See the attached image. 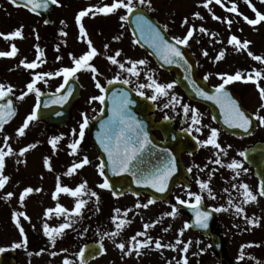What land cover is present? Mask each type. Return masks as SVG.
I'll use <instances>...</instances> for the list:
<instances>
[{"label":"rangeland","instance_id":"374dc122","mask_svg":"<svg viewBox=\"0 0 264 264\" xmlns=\"http://www.w3.org/2000/svg\"><path fill=\"white\" fill-rule=\"evenodd\" d=\"M112 2L113 0H57V4H54L53 12L50 15L51 24H45L42 17L29 11H21L8 0H0V33L8 34L22 27L23 34L22 39L5 40L0 37V51H10L12 44H15L16 47L18 46L19 50L14 57H0V84L5 85V89H7V86H12V93L20 96L27 91L26 85L31 82L36 73H55L63 67H73L72 57L78 58V44L91 38L100 39H97L99 41L97 44L99 45V57L97 56L94 60L95 67L100 73L96 77L99 82H104V78L110 76V73L121 74L120 77L130 79V84L136 89L137 84L149 83L145 75L148 73L153 75V78L161 84L173 83L172 76L152 64L144 49L139 47L127 33L125 20L120 19L122 15L127 13L124 9L119 10L116 14L107 16L96 14L93 17L89 14V16L84 17L82 23L89 35L87 38H81L79 25H77L75 20L76 15L79 13L76 12L77 9L82 11L89 7H103L104 5H110ZM133 2L137 3L138 0H133ZM204 2L205 0H151L150 6L144 5V7L156 17L174 41L175 38H183L190 26L197 29L189 41V45L183 46L194 57L198 58L197 64L202 66L200 72L207 76L211 82H218L221 80L219 70L222 68L252 66V63L247 65L249 60L246 57L243 60L237 57H234L233 60H227L228 55H225V59L216 61L215 57L220 51L225 53L238 52L245 55L248 51L264 54V21L255 26L247 24L243 16L255 19V13L244 0H221L224 6L218 5L219 8L215 9L216 6L210 4L209 8L211 11L202 6ZM250 2L259 12L264 14V3H261V0H250ZM232 3L237 5L238 13L243 15L227 11V8L231 7ZM197 12L204 17L203 20L194 17L193 14ZM213 15L221 17V20L213 19ZM185 18H188V24H183ZM96 20H103L105 26L104 33L99 35L98 32V37L92 31V29H95L93 23ZM228 20L232 21L231 26L228 25ZM201 26L207 29V34L198 31ZM61 33H67V35H62ZM232 35H235L241 42L249 41L248 49L238 51L235 46L229 45L228 40ZM116 37L118 39H115ZM106 44L108 45L107 49L104 47ZM37 45L44 53L40 61H36ZM57 46H59L58 51L56 50ZM117 50L121 52L117 59L122 63L128 60L136 61L141 59L148 62L146 65L138 66L140 70L139 77H133L128 72L121 70L118 65L111 64L107 57L114 55ZM205 50L208 52V56L203 55ZM67 51H72L70 57L67 55ZM57 56L61 57V59L57 60ZM23 59H26V62L36 61L39 66L31 70L25 69L20 65V61ZM235 59L239 60L237 65L228 63V61H234ZM205 61H210L215 65L210 69H205L203 65ZM130 66V64H125L126 68ZM254 67L258 68L259 64H255ZM83 74L85 73L77 72L75 78L81 79ZM62 80L63 76L44 77V79L37 82L36 87L40 90L53 91ZM45 81L47 82L45 83ZM259 83L264 84V77L259 80ZM143 91L149 95L153 94V90L149 88H145ZM97 94L98 91L92 87L90 82L83 84L81 100L78 105L84 108L90 116L94 101L89 103V100ZM171 95L182 98L181 93L175 86L169 90V96L163 97V99L170 100ZM34 102V92L29 93L23 100H20L16 116L4 125L3 130L0 131V147H4V136H8L10 138L8 144L15 153V155L6 157V167L3 174L9 177V182L0 190V199L4 201L0 210L5 208L7 204L9 207L14 208L15 212H24L30 218V220L19 218L25 229V235L28 236V233L43 235L44 223H48L51 227H58L61 223H64L65 217L57 218L55 213L51 214V218L45 216V211L49 208L55 209L57 203L69 210L74 208L75 198L71 196L61 193L57 199H53L57 177H59L61 185L72 188L87 181V189L95 191L99 201L97 203L96 197L90 198L87 194L83 195L81 199L88 201V203L82 210V215L73 218L75 222L72 227L82 228L83 230L90 228L93 230L94 225L92 226L91 220H87L86 217L90 213L93 214V209L97 212L100 223L97 227L96 238L103 245L105 254L102 255V259L96 264H169V262L177 264V261L184 256L187 257L189 264H221L214 253L210 251V245L206 238L198 233L187 232H184L183 236H179V230L183 228L182 218H179L178 221L159 218L160 213L163 211L160 203L154 202L146 209L142 206L136 207L137 204L143 205L147 203L148 198L144 195L133 194L113 197L108 193L107 189L98 187L103 182V177L99 175L97 158L93 147L85 146L82 143L76 156L70 155V149L67 147L69 143L76 139L72 134V130L76 129V131H79V125L82 123V118L79 115L80 109L72 111L70 120L62 128L49 127L42 122L32 121L29 128L26 129L25 135L19 137L17 130L32 112ZM60 135H63V139L59 141L58 147L54 152L48 141L51 137ZM33 143L37 145L36 148L30 149L24 156H19L20 149ZM84 156H87L91 163L71 176L66 175L65 173L72 163L79 162ZM46 157L50 158L51 171L45 166L44 160ZM27 187L40 189V191H34L28 195L22 207L19 202V196ZM10 190H12L14 195L7 202L8 200L3 199V197ZM115 208H120L121 214H116L114 212ZM129 209L131 211H128L125 217L123 213ZM104 213H106L105 216ZM117 215L118 219L116 222H119L120 219H125L130 221V223H127L116 237L104 235L105 233L116 231L112 218ZM90 216L93 215L90 214ZM255 219L258 221V225H255L258 231L240 236L238 244L240 246L251 244L252 249H258L249 253V256L255 258L251 259L249 264H257V261L259 264H264V216L262 215ZM154 222H156L155 226L149 227L148 229L151 230L148 232L150 234H160L158 239L161 240L162 244H175L177 238L184 243L191 241L189 251L187 253L180 251L183 244L178 245L175 251L171 248H162V251H160L162 255L159 258L158 255L153 256L154 253L150 249L145 250L142 248L139 250L142 256L136 257L134 243L130 242V238L136 235L137 232L144 231V224L151 225ZM166 223L169 224V227ZM164 228H169V231L165 232ZM92 232L86 233V237L95 236ZM150 237L152 238L151 235ZM139 238L144 237H138L137 239ZM22 240L23 237L16 227L13 217L11 219L0 218V247L20 243ZM119 243H125L126 248L124 251L116 247ZM235 247H233L231 252H226V255L233 264H245L244 262L248 261V259L238 258V249H235ZM226 250H228V247ZM125 252H130V254L125 255ZM136 259L137 262L135 261Z\"/></svg>","mask_w":264,"mask_h":264},{"label":"snow or ice","instance_id":"6c2138e0","mask_svg":"<svg viewBox=\"0 0 264 264\" xmlns=\"http://www.w3.org/2000/svg\"><path fill=\"white\" fill-rule=\"evenodd\" d=\"M11 2L16 5L17 7H26L29 9V11L36 12L37 8H47L49 2L51 4H57V0H44L43 3H40L39 0H22V3L20 0H11ZM151 0H138L137 3H134L133 0H113V2L110 5H104L103 7H89L82 11H80L76 17V23L79 25V33L81 38H87L88 33L87 30L82 23V19L86 16H89L91 14L93 17H95L96 14H102V15H110V14H116L119 10L124 9L126 10L128 15H122L120 17L121 20H127L129 15H131L133 12H136L137 9L140 6L148 5L150 6ZM213 2V0H205L203 3V7L205 9L209 8V5ZM246 4L251 8V10L255 13V19H249L247 16H243V19L247 22V24L251 26H255L261 23V21H264V14L259 12L250 2V0H244ZM215 3L217 5L224 6L221 2V0H215ZM261 3H264V0H261ZM227 11L230 13H237L239 15H243L242 13H238L237 5L235 3H232L231 7L227 8ZM195 18L203 20L204 17L199 13L193 14ZM213 19L215 20H221V17L213 15ZM45 23H49V21H45ZM63 23V21H62ZM135 23L137 25V28L140 32V38L143 40H146L149 43V46L154 49V54L157 55L165 64H173L178 63L179 61H183L185 64H187V60L184 58V53L181 51L180 47L178 45H184L188 46L189 41L194 36V33L197 31V29L193 26H190L187 30V33L183 38H175V43H169L168 40L165 39L164 35L161 33L160 29L156 27L154 24H152L146 17L142 14H137L135 16ZM188 18H185L183 21V24H188ZM228 25L231 26L232 21H227ZM182 24V26H183ZM198 31L203 34H207V29H205L203 26L199 27ZM62 35H67V33H61ZM213 35H215L213 33ZM0 37H3L5 40H12L15 38H23L22 34V27L19 29L14 30L11 33L4 34L0 33ZM39 39V37H37ZM115 39H118L116 37ZM138 42V41H137ZM199 42V41H197ZM86 43L88 46V51L84 54L77 57H72L73 59V67H63L59 69L55 73H36L31 82H29L26 85L27 91L23 92L18 99L23 100L29 93H35L37 97V104L34 107L33 111L26 117L24 120V123L21 127L17 130V135L19 137H23L25 135L26 129L29 128L30 122L35 121L38 119L37 112L40 108L39 103V97L41 96L40 89L36 87L37 82L44 79V77H51V76H63V84L57 88V93L61 91V89L64 88L65 85L69 83V80L76 76V73L84 70V71H91L93 73V80L96 81L95 87L100 90L101 95L93 96L90 98L89 103L93 101H99L100 104L105 103V95L106 89L99 83L98 80H96V77L100 74L98 72V69L90 63L97 55L98 51L93 46V42L91 39H86ZM229 45L235 46V48L239 50H246L249 47L250 42L245 40L241 42L235 35H232L228 40ZM105 49L108 48V45L106 44ZM57 51L59 50V46H57ZM18 48L15 44L11 45L10 51H0V57H14L18 53ZM37 51V57L36 61H40L41 57L44 55L42 50H40L39 46H36ZM253 60L258 61L262 64H264V57L260 55H255L251 51H248L247 53ZM71 56V53L69 54ZM121 55L120 50H117L114 55L108 56L107 59L111 62L113 65H118V67L128 72L133 77H139L140 70L138 69V66L146 65L148 62L146 60H136V61H125L120 62L117 57ZM204 56H208V52L205 50L203 52ZM225 56L224 51H220L217 56L215 57L216 61H219L223 59ZM61 57L57 56V60H60ZM36 61L33 62H26V59H23L20 61V65H22L25 69H35L39 65ZM130 64V67H125V64ZM190 67V66H189ZM146 79L149 81L148 84H137L136 86V94L145 97V92L143 89L149 88L153 90V94L150 96H147L146 98L155 102L158 97H166L169 96V90H171L174 87V83H167V84H161L157 82L156 79L153 78V75L146 73ZM262 78V73L258 70H253L251 73H249L246 77L244 74L240 71H237L235 74H220V79L223 81L220 83L216 89L215 94L210 95L208 92L204 91L199 86L195 85V81H191L192 85L194 86V90L197 95L202 97L206 100L214 101L216 104H218L221 108L223 117H224V123L228 125L229 128H239L243 129L245 132H248L249 128L252 126V119L249 118L248 115L245 114L244 111L241 110V106L237 103L235 99L232 98V96L225 90V85L230 84L235 81H242V82H252L257 87L261 101H264V87L260 86L259 80ZM185 79H188V77H185ZM205 80L208 79L207 76L204 77ZM47 81H45L46 83ZM116 82H119L124 85H128L131 83L130 79H120L119 74L112 79L108 80V84H114ZM13 91L12 86H7V90H5V85L0 84V99H4ZM72 94V88L69 87L67 89V95H60L51 101H46L44 103V107H48L49 103H60L63 104L67 101L68 97ZM111 113L112 115L109 117L108 120L103 121L101 123V132L97 133V140L100 144V147L103 149V152L107 154V165L110 166L111 172L115 176H120L122 174H131L132 177L135 180V183L138 186L148 187L155 189L156 192L164 193L168 189V184L170 179L172 178L173 174L177 170L175 158L169 156L161 155L159 157V162L154 164L152 167L148 168L145 164L144 160V153L146 149H148L150 146H153L152 140L149 137L148 132L145 130V126L143 123L139 120H136L130 110L129 106L134 103V101L130 98L129 92L124 91L123 89H117L111 93ZM177 105H180V107L183 110L184 116L187 118L190 116V125L187 129H184V131H187L191 133L193 130L197 133H200L202 131L203 127H207L206 125L201 124V114L199 113V110L196 108L190 107L188 104H181L180 98H178L176 95H171V99L169 103L164 104V108L172 107L175 109ZM261 108H264V103L261 104ZM102 111V109H101ZM16 114L15 108L13 107L12 101L9 100L6 104H0V131L3 130L4 125L9 122L10 118L13 117ZM59 115V113H57ZM83 122L79 125V131L77 133L76 129L72 130L73 136L76 137L71 143L67 145V147L70 149L69 154L72 156L78 155L80 151V145L82 144L84 137H85V130L89 126V119L86 114L82 113ZM165 119L167 120L168 117L165 116ZM255 119L259 121V124L261 126H264V116L256 115ZM219 137V131L216 128L210 129V134L208 135L207 139L205 140H198L197 143L201 144L202 146H211L215 149L220 150L221 152H224L226 155V151L221 148L220 143L218 142ZM8 136H4V147H0V189H3L7 182L9 181V177L7 175H4V170L6 167V157L15 155L14 150L12 147L8 144L9 141ZM63 139V135L60 136H53L49 139L48 143L51 145L53 151L58 147V143L60 140ZM36 144H29L26 147L20 149L19 156H24L26 152H28L30 149L36 148ZM6 149V150H5ZM163 153H167V149L161 150ZM239 155L241 157L245 156L244 152H240ZM45 166L48 168V170H52L51 164H50V158H45L44 160ZM91 161L87 156H84L79 162H73L72 165L67 169V172L65 173L68 176L73 175L77 172V170L82 169L84 166L90 164ZM214 163L221 164V161L219 158H217ZM99 175L103 177V182L98 185L100 189H109L111 190L113 188V185L109 182V178L105 175V162L101 161L98 165ZM227 168L233 170L235 172V179L236 177L240 176V170L242 169V164L240 161H237L233 159L231 163L226 165ZM244 172H247V169H242ZM189 172L192 171V169H188ZM203 171V169H201ZM211 179V177L209 178ZM197 184L199 185L201 191H207L209 194V197L212 199H215L216 197L213 194L212 188L210 187V184L208 181H201L197 180ZM233 189H240L242 190L240 192V195L243 197V200L241 203H234L233 198H231V194L229 193L230 199L228 200V207L220 206L216 207L214 209L215 212H227L229 211V207L235 209V215L237 216H244L245 209L243 205H247L250 202H256L257 201V195L253 193V191L250 189V186L247 183H241L239 186L236 184H232ZM34 191H40V189H33L31 187H27L23 190V192L19 196V202L21 206L23 207L24 201L28 195L33 193ZM225 192H228L229 190L226 188L224 189ZM63 193L68 196H71L75 198V205L72 210H69L68 208L64 207L63 205L57 203L55 209H47L45 211V216L48 218H51V214L55 213V216L57 218L59 217H65V222L61 223L58 227H51L48 223L43 224V234L46 236L49 240V242L55 246L57 239L62 238L65 230L69 229L73 226L74 217H80L82 215V210L84 209L85 205L88 203V201L81 199V197L85 194L89 195L91 197H96L97 203L99 201V197L95 191H91L87 189V181H84L80 183L75 188L68 187L66 185H61L59 181V177H57V185L55 192L53 193V199H57L58 196ZM189 200L180 199L177 197V203L179 205H185L187 208H189L194 214H195V221L194 224H190L188 222H185L183 228L179 230V236H183L184 231L186 229H189L191 227H196L199 229H208L209 228V220L211 218L212 213L210 211L202 210V202L203 197L202 195L198 193L188 192ZM14 193L8 192L3 197L5 200H10L13 197ZM113 196H117V192H112ZM133 195H138V193H133ZM259 196L264 197V180H261L260 182V190H259ZM194 198V202L192 200ZM155 202L154 199L150 198L148 199L147 203H144L143 205L137 204L136 207H143L148 208L149 205L153 204ZM129 210H125L123 215L126 217ZM114 212L116 214H121L120 208H115ZM178 208L173 205L172 210L168 213H166V216L175 218L178 215ZM118 215L114 216L113 222L116 226V231L105 233L104 235L109 237H116L120 234V231L123 229V227L130 223V221H127L125 219H120L119 222H116L118 219ZM22 217L24 220H30V218L24 213V212H14L13 213V221L16 224V227L18 228L21 236L23 237L22 242L20 243H14L12 247L14 249H19L22 246L26 247L28 244V238L25 235V229L22 226L21 220L19 219ZM246 222L249 225L257 224L258 221H254L252 218L246 217ZM154 222L153 224H144V231L137 232L136 235L132 236L130 238V242L134 243V248L137 255H140V249L146 248L149 245L153 243V240L150 236H147V229L149 227L155 226ZM165 232L169 231V228L163 229ZM138 237H145L143 240H138ZM155 248L157 250L161 248H171L173 251L176 250V247L178 245L183 244L180 251L182 253H187L189 251V245L191 241L184 243L181 241V239L177 238L175 241V244H162L160 239L155 240ZM252 245H243L241 248V254L240 259H244V249L247 247H251ZM259 246V245H256ZM121 251H124L126 248L125 243H119L116 245ZM103 248V245H101V249ZM5 251V249L0 248V252ZM43 249L41 250V252ZM39 255L40 253H36ZM90 256L93 255L91 251L88 253ZM130 254V252H125V255ZM29 255H32V253H29ZM53 256L56 255L55 252L52 253ZM195 255V253H193ZM80 264H85V249H81L79 252ZM251 259H255L254 257H250ZM63 264H71V261L65 259L63 261ZM171 264V262H169ZM177 264H189V261L186 256L182 257L181 260L177 261ZM257 264L259 262L257 261Z\"/></svg>","mask_w":264,"mask_h":264},{"label":"flooded vegetation","instance_id":"af4514ba","mask_svg":"<svg viewBox=\"0 0 264 264\" xmlns=\"http://www.w3.org/2000/svg\"><path fill=\"white\" fill-rule=\"evenodd\" d=\"M92 31H94V33L98 37V31L95 29H92ZM97 39L100 40L99 38ZM97 39L91 38L93 46L97 49L99 55V45H97L99 41ZM88 50L89 49L86 41L80 42L77 46L78 57ZM71 52L72 51H67V55H69ZM253 54L264 57V54ZM225 55H228L227 60H233L234 57L243 60L246 57L249 60L247 61V65L249 63H252V66H235L234 68L231 67L226 69L222 68L221 70H219L221 74L231 75L235 74L237 71H240L246 77L255 69L262 73L261 79H263L264 69H261L260 67H254L255 64H259L260 62L253 60L248 54L245 55L243 53L236 52L225 53ZM194 58L198 63V58ZM94 60L95 58L90 61L92 65H94ZM204 63L205 69H210L213 65H215L210 61H205ZM228 63L237 65L239 63V60L235 59L234 61H228ZM241 64L243 63L241 62ZM201 67L202 66L198 64V69H201ZM80 72L85 73L83 74V79L81 80V82H83V84L90 82L92 87H94V84L91 81V71L81 70ZM200 75L202 76L203 74L200 72ZM207 82L209 84V87L216 88L223 81L220 80L218 82H211L208 78ZM260 86L264 87V84L260 83ZM225 90L229 92L232 98L237 101V103L241 106V110L244 111L250 119H252V126L249 128L248 132H245L243 129L239 128H229L228 125L224 123V117L220 107L213 110L207 105L188 100L183 96V94L182 98L180 97L181 104H188L190 107L198 109L199 113L201 114V124L206 125L207 127H203L200 133H197L194 130L191 133L184 131V129H187L190 125L191 114H189V117L186 118L180 105H177L175 109H173L171 106L168 108H164V104L169 103L170 100L159 97L157 101H155L154 109L151 112L152 119L154 123H156V126L152 128L150 132L155 139L154 142L156 146L157 163L159 162V157L163 155V152L161 150L164 149V144L169 145L168 140L164 137V127L166 120L165 116L168 117L167 120L174 130L187 132L186 134H184V136H187L188 134L193 140V143L191 142V146L195 147L191 152L185 151L181 153V166L184 170L187 171V173L183 171L184 174L182 176V179L173 188L167 200L157 201V203H160L163 207V211L162 213H160L161 215H159V218H161L162 220L173 219L177 221L179 218H182V226H184L185 222H188L189 216L185 212V205H179L177 203V197H179L180 199L189 200L190 198L187 194L189 191L202 195L203 202L201 207L204 209H211L215 215L211 231L219 234L223 241V250L220 263L233 264L226 255V252H231V250H233V247L236 246L235 249H238L237 255L238 253L240 255L242 246L238 244V238L242 235L258 231L255 228V225L257 224L254 223L252 225H249L246 222V217L255 219L262 215L264 216V197L259 196V181L254 173V169L248 164L245 156L241 157L239 155L240 152L245 153L248 150H253L255 147H258V156L255 153L256 151L254 152L253 150V157H255V159H259V152H261L263 153L264 160V126H261L259 124V121L255 119L257 114L264 116V108H261V104L264 103V101H261L259 91L255 84L252 82L245 83L242 81H235L230 84H226ZM96 96H98V94ZM101 109L102 104H100L99 101H94L93 107L91 109V116L87 114L88 119L99 116L101 113ZM82 112H85L84 108H82ZM136 112L138 111L136 110ZM211 128L218 129V142L220 143L221 148L226 151V155L224 154V152H221L220 150L215 149L211 146L205 147L197 143L198 140L207 139L208 135L210 134ZM91 147H93V149L95 150L97 164H99V149L93 145ZM217 158L220 159L221 164L214 163ZM233 159L241 162L242 169H247V172H244L241 169L240 176L236 177L235 179H233V177H235V172L226 167V165L231 163ZM188 169H192V171L189 172ZM201 169H203V171H201ZM210 177L211 179H209ZM198 179L201 181L209 182L213 194L216 197L215 199L210 198L207 191H201L199 185L197 184ZM241 183H247L253 193L257 195L256 202H250L247 205H243L245 209L244 216L235 215V209L231 207H229V211L227 212H215L214 209L216 207H228V200L230 199L229 193L231 194V198H233L234 203L242 202L243 197L240 195V192L242 190L232 188V184H236L237 186H239V184ZM226 188L229 190L228 192L224 191V189ZM8 192H12V190ZM192 200L194 202V198H192ZM7 202H9V200ZM3 203L4 201L0 199V208L3 206ZM173 205H175L179 210L178 215L175 218L165 215L172 210ZM14 212V208H11L6 204L5 208L0 210V218L3 219V217H5L11 219ZM254 221H256V219ZM167 226L169 227V224H167ZM150 230L151 229H147V236H152L153 243L144 249H150L154 253L153 256L158 255L160 258L162 255V253L160 252L162 251V248L157 250L154 243L155 240L160 237V234H150L148 232ZM88 232H92V234L95 236H91V238H85L84 234ZM184 232L192 234L196 233L192 228L186 229ZM97 233L98 229L94 226L93 230H91L90 228H87L85 230L81 228H69L65 230V234L62 238L57 239L55 246H53L49 242L48 238L44 236V234L38 235L35 233H28V236L26 235L28 238V244L26 247L22 246L19 249H14L12 247L13 244L0 247L5 249V251L0 252V264H63V261L65 259L71 261V264H80L79 252L82 245L88 241H97ZM158 233L160 232L158 231ZM143 239H145V237L141 239L139 238L138 240ZM207 239L209 241V238ZM227 247L228 250H226ZM42 249L43 251L41 252ZM256 250L258 249H252V246L247 247L243 250L244 259H248V261L244 262L245 264H249L251 262V256H249V253ZM38 252L40 253L39 255L36 254ZM53 252L56 253L55 256L52 255ZM29 253H32V255H29ZM102 255L93 260L85 261V264H96L102 259ZM239 255L238 258L240 257ZM141 256V253L140 255H136V257ZM135 261L137 262V259Z\"/></svg>","mask_w":264,"mask_h":264},{"label":"water","instance_id":"95a60500","mask_svg":"<svg viewBox=\"0 0 264 264\" xmlns=\"http://www.w3.org/2000/svg\"><path fill=\"white\" fill-rule=\"evenodd\" d=\"M20 2L22 3V0H20ZM39 2L43 3L44 0H39ZM51 9H52V4L49 2L47 8H37L36 13L43 14L46 17V20H48L47 16L50 13ZM137 14L144 15L146 17V19H148L152 24H154L156 27H158L160 29L161 33L164 35L165 39L168 40L169 43H175L166 35L165 31L161 28V26L152 17H150L145 12V10H143L141 8H138L136 12H133L131 15H129V17L127 19L128 23L130 25L131 32H132L135 40L138 41L137 43L140 44L143 48H145L152 55V57L158 63V65H160L162 68L169 70V71H172L174 73L176 83L178 84V86L181 88V90L185 93V95L189 99L194 100V101H199L201 103L213 106V104H215L214 101L203 99L202 97L197 95L195 90H194V86L192 85L191 81H195V85L199 86L204 91L208 92L210 95L215 94V90L211 91L207 87L205 80L200 79L197 76L194 62H193L191 56L189 55V53L183 47L178 45V47H180L181 51L184 53V58L187 60L188 63L185 64L183 61H179L178 63L165 64L157 55L154 54V49L149 46V43L146 40H143L140 38L141 34H140V32L137 28V25L135 23V16ZM185 77H188V79H185ZM69 87L72 88V94H71V96L68 97V99L65 103H63V104L49 103L48 107H44V103L46 101H51L52 99H54L60 95H67V89ZM105 89H106V92L104 93V95H105L106 99H105L104 106H106V107H108L110 102H111L110 97H111V93L113 91H115L117 89H123L124 91H128L130 98L134 101V103L131 104L129 106V108H139L140 110H142L141 119H142L143 125H146L147 130L150 132L153 123H152V120L150 117L146 118V116H145V112L151 110L149 100H147L145 98H138V97L134 96L133 93L131 92V90L127 86H125L124 84H121L119 82H116V83L111 84V85L107 84ZM79 92H80L79 84L74 79L71 78L69 80V83L67 85H65L64 88L61 89V91L59 93H57V92L56 93H41V96L39 97L40 108L37 112L38 120H41V121H43L46 124L51 125V126H56V127L64 126L70 117V110H71L72 106L76 103L77 98L79 96ZM9 100L12 101L13 107L15 108L14 99L10 93L4 99H0V104H6ZM36 104H37V98H36ZM15 111H16V108H15ZM57 113H59V115H57ZM94 126H95V120H92L90 122L88 128H87V135L89 137V140L92 143H95V139H96V136L94 133ZM164 136L166 139L171 140V141H178V140L180 141L182 138L181 132L171 131V129L168 127H165ZM189 143H190V141H189ZM187 144L183 143L181 140V142L179 144H175L174 146L170 145V149L172 152L171 157L175 158L177 169L179 167V172H178V170H176V172L173 174L172 178L169 181L168 189L164 193L156 192L155 189H152V188L138 186L135 183V180L131 174L126 173V174H122L120 176L113 175L111 172L110 166L107 165V161L105 160V156L101 153L100 156L103 159V161L105 162V170H104L105 175L109 178V182L113 185V188L110 191L111 192L116 191L117 195H120L126 191H129L132 193H138V194L146 193L150 196V198H152L154 200L166 199L168 197V195L170 194L173 186H175V184H177L179 182L180 177L183 173L182 168H181V164H180V160H179L180 153L183 150H192L193 149V147H191V149H190V147ZM255 151H256V155H257L258 154L257 148ZM145 156L146 155L144 154V157ZM165 156H167V154ZM245 157H246L248 163L254 167L255 174H256V176L259 180V183H260L261 180H264L263 153L259 152V159H257V158L255 159V157L253 158V154H252V150H251V151H248L245 153ZM148 168H150V167H148ZM210 212L212 213V215H211V218L209 220V228L208 229H199L196 227H193V228L200 231L205 236L209 235L210 241H211V246L213 247L214 251L217 253V255L220 258L222 248H223L222 240L217 234L211 232V226H212L214 216H213V212L212 211H210ZM192 215L193 214H191V216ZM194 221H195V215L191 217L190 224H194ZM83 249H85V258H84L85 260L94 258L102 252V249H101L98 242H89L83 246ZM89 251H91L93 253V255L90 256L88 254Z\"/></svg>","mask_w":264,"mask_h":264}]
</instances>
